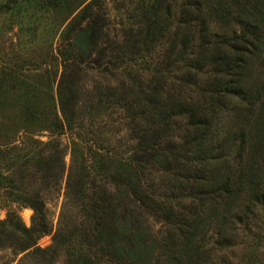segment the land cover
I'll list each match as a JSON object with an SVG mask.
<instances>
[{
    "label": "trees",
    "instance_id": "trees-1",
    "mask_svg": "<svg viewBox=\"0 0 264 264\" xmlns=\"http://www.w3.org/2000/svg\"><path fill=\"white\" fill-rule=\"evenodd\" d=\"M130 3L133 15L127 19L132 20L131 26L122 32L120 42L107 36V22L95 13L97 0H0V97L5 92H22L20 117L28 124L42 120L34 97L39 90L29 81L31 65L36 64L34 52L27 55L20 40L35 42L38 24L49 23L56 30L63 27L57 48L50 47L43 60L50 67L45 76L48 91L61 68L56 94L66 125L73 126L75 115L82 112L78 107L81 66H87V59L94 55L97 73L113 77L116 84L96 86L89 98L99 108H119L122 120L132 126L124 143L110 150L98 147L97 152L88 148V164L81 159L78 168L75 158L64 183L69 203L80 205L98 244L109 249L115 246L109 264H200L199 252L185 251L186 247L157 257L151 245L143 244L138 253L126 251L123 239L139 240L137 236L129 239V230L139 226L137 217L130 219L138 210L129 206L154 205L142 183L151 170L149 164L159 168L169 192L172 188L179 195L194 191L191 198L197 200L198 208H220L226 228L247 223L257 208L264 207L263 169L257 166L255 154L246 152L243 143L236 146L232 135L220 136L217 127L228 100L239 98L251 104L254 99L246 97L244 84L252 59L259 58L264 48V0ZM14 27L17 43L4 37ZM186 90L193 91L195 98L185 95ZM263 105L264 100L259 107ZM174 116L187 122L188 130L178 142L165 140ZM50 126L62 127L56 120ZM153 136L157 144L149 141ZM4 139L6 135L0 133V140ZM130 140L135 145L129 146ZM0 170L6 209L0 221V250L23 252L51 232L42 194L59 189L63 159L55 142L41 143L26 135L16 144H0ZM23 206L33 212L29 228L18 216ZM107 219L113 233L109 241L104 232ZM71 228L68 235L78 234L75 224ZM61 232L53 236L56 249L67 247V237ZM76 251H68L65 264L79 263Z\"/></svg>",
    "mask_w": 264,
    "mask_h": 264
},
{
    "label": "rangeland",
    "instance_id": "rangeland-1",
    "mask_svg": "<svg viewBox=\"0 0 264 264\" xmlns=\"http://www.w3.org/2000/svg\"><path fill=\"white\" fill-rule=\"evenodd\" d=\"M97 5L99 11L95 8V13L102 14L107 22V36L110 39L116 37L121 42L122 32H125L132 22L127 19L129 14L133 15L130 0H97ZM37 26L38 36L35 42L29 44L28 41L24 42V39L20 42L23 43L21 45L27 55L30 51L34 52L36 64L31 65L34 70L29 73L31 76L29 81L36 83L33 85L39 90L34 93V97L38 102L36 108L38 114L43 113L42 120L33 119L31 124L24 121L19 114L20 105L24 99L20 96L22 92H5L0 97V133L6 135V139L0 140V144L4 142L16 144L22 136L26 135L41 143L55 142L64 163L63 180L59 189L42 194L46 217L51 227L50 234L43 236L33 247L23 252L11 248L0 250V264H65L67 253L72 249H77L78 264H109L112 259V248L115 246L109 249L108 245L106 247L104 244H98L99 239L92 231L93 226L84 219L80 205L78 204L77 208L69 203L64 191V183L76 157H78V168L81 159H85L88 164V157L91 156L87 154L88 148L93 152H97L98 147L110 150L128 140L132 126L128 124V121L122 120L124 114L119 111V108H99L95 104V99L89 98L96 86L116 84L113 77L97 73L93 62L94 55L87 59V66H81L84 73H81L78 83L81 97L78 107L82 109V112L75 115L76 121L73 126L69 128L66 125L60 113L56 94V83L61 68H57L56 83L48 91L45 76L48 72L50 74V67L43 60L49 54L50 47L52 50L57 48L58 33L63 27L56 30V26L54 25L53 28V25L49 23ZM17 34L18 30L14 27L4 37L11 38L13 43H17L15 39ZM262 49L259 58L252 59L253 64L246 73V84H244L246 89L243 88L247 90L246 97L254 96L252 103L249 104L248 101L239 98L225 102V110L220 116L217 127L220 136L232 135L236 146L243 143L246 152L252 151L255 154L257 166L263 169L261 181L264 186V105L259 107V103L264 100V48ZM20 54L23 53L20 52ZM175 85L178 84L175 83ZM184 93L187 96L193 94L192 97L195 98L193 91L186 90ZM255 98L257 102L254 101ZM55 120L61 124V128H51L50 124ZM186 125L185 118L174 116L171 121L172 128L165 136V140L180 141L188 130ZM149 141L157 144L159 140L153 136L149 138ZM128 145L133 146L135 143L133 144L130 140ZM230 161L232 162V158ZM147 167L151 170H147L142 183L144 190L154 201V205L149 204L144 208L134 207L133 204L129 206L130 209L138 210L130 219L137 217L136 222L139 223L138 227L135 225L129 230V239L137 236L139 240L135 242L132 239L131 242L130 240L127 242L123 239V248L125 247L126 251L138 253L141 252L143 244L145 247L151 245L154 247L153 255L157 257L161 252L168 254L186 247L185 251L199 252L202 259L200 264H264V207L257 208L247 223L237 224L231 229L226 228L223 220H220V208L214 207L212 210L209 209L212 207L198 208L197 200L191 198L195 195L194 191L179 195L178 191L172 188L173 191L169 192L170 190L168 191L165 186L167 181L159 172V168L151 167L149 164ZM0 173H3L2 170ZM36 188L37 186L34 189ZM3 205L0 190V221L6 214ZM14 207L15 205H11V208ZM18 216L26 228L31 226L33 216L31 209L20 207ZM73 224L78 227V234L75 232V236L68 235L72 232ZM119 225L122 224L119 223ZM110 227V220L107 219L104 232L108 241L113 234L109 231ZM60 230L67 237V247L56 249L53 236ZM99 248H103L102 253L98 252ZM161 259L163 262L166 260L165 257Z\"/></svg>",
    "mask_w": 264,
    "mask_h": 264
}]
</instances>
